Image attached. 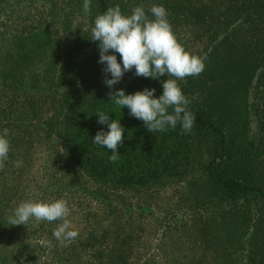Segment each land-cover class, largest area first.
<instances>
[{"label": "trees", "instance_id": "trees-1", "mask_svg": "<svg viewBox=\"0 0 264 264\" xmlns=\"http://www.w3.org/2000/svg\"><path fill=\"white\" fill-rule=\"evenodd\" d=\"M144 2L149 19L162 5L175 36L189 35L186 51L206 54L199 76L178 81L190 134L179 123L148 132L110 101L120 89L159 98L174 78L133 68L111 90L104 83L95 17ZM80 7L0 0V134L8 128L10 144L0 264H264V0H91L84 16ZM100 111L125 129L116 163L92 140L108 131ZM61 198L79 233L67 246L53 236L60 221L8 223L21 202Z\"/></svg>", "mask_w": 264, "mask_h": 264}, {"label": "clouds", "instance_id": "clouds-1", "mask_svg": "<svg viewBox=\"0 0 264 264\" xmlns=\"http://www.w3.org/2000/svg\"><path fill=\"white\" fill-rule=\"evenodd\" d=\"M91 0H83L85 14L90 11ZM149 12L154 19H149L144 7L137 6L130 15L122 13L119 5L110 6L103 14H98L91 28V40L99 41V63L105 65L104 83L111 90L119 83L124 74L135 68V75L158 79L165 75L169 78L162 81L163 94L154 97L155 89L145 88L134 94H125L123 89L110 91V101L115 105L127 107L129 115L142 120L148 132H163L171 127L175 129L179 123L184 134H190L195 116L188 110L189 99L182 92L178 81L188 76H199L205 69L206 54L194 55L185 50L178 42L168 13L162 5H153ZM119 53L121 63L115 54ZM108 74L111 78H107ZM169 109H172L169 112ZM98 123L107 125L108 131H98L92 139L94 144L107 148L112 153L109 160L116 163L120 159L118 147L123 144L125 129L117 121L110 119L103 111L98 112ZM9 129L4 128L0 134V170L5 167L10 150ZM19 168L22 161H15ZM70 209L64 199L52 202L24 201L12 210L8 217L11 226L26 225L30 218L37 221H60L53 236L67 246L78 237L71 221Z\"/></svg>", "mask_w": 264, "mask_h": 264}, {"label": "rangeland", "instance_id": "rangeland-1", "mask_svg": "<svg viewBox=\"0 0 264 264\" xmlns=\"http://www.w3.org/2000/svg\"><path fill=\"white\" fill-rule=\"evenodd\" d=\"M144 5H146V3H142V6L145 7ZM81 10H79V13L81 12L82 16L86 15L84 13L83 7H80ZM176 38L178 40V42L184 47V48H189L191 47V44L189 43V35L186 34L185 32H181V33H177L176 34ZM188 51V49H187ZM191 53V52H189ZM205 160V157L203 158ZM177 200V199H176Z\"/></svg>", "mask_w": 264, "mask_h": 264}]
</instances>
